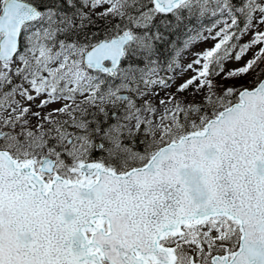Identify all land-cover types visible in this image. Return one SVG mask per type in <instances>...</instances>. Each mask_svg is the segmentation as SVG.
I'll use <instances>...</instances> for the list:
<instances>
[{"label":"snow or ice","instance_id":"6c2138e0","mask_svg":"<svg viewBox=\"0 0 264 264\" xmlns=\"http://www.w3.org/2000/svg\"><path fill=\"white\" fill-rule=\"evenodd\" d=\"M205 19L201 101L161 111L165 32ZM260 25L264 0H0V264H264Z\"/></svg>","mask_w":264,"mask_h":264},{"label":"rangeland","instance_id":"374dc122","mask_svg":"<svg viewBox=\"0 0 264 264\" xmlns=\"http://www.w3.org/2000/svg\"><path fill=\"white\" fill-rule=\"evenodd\" d=\"M106 7V5H105ZM101 8H98L97 11H101ZM104 22L101 21V27L103 26ZM201 24L203 27H201ZM201 24H198L196 26H192L190 29L191 31L188 32L186 36L183 37V40L180 42V44H177L175 42H168L167 49H165L161 52L163 53L160 59L157 60V65H153L152 67H156L157 69V75L152 76V79H163L167 82L168 86L163 87L160 84H154L151 85L147 88L143 84L140 85V88L142 91H146L149 93L147 99L151 100L154 106L158 107L161 111L163 110V105L159 104V100L161 99H169L170 97H176L177 99L180 100H185V101H195L199 103L201 101L203 93H195V84L191 85L185 92L183 93H178L177 88L178 86L184 82L185 80L191 78L195 73L186 70L187 65L191 63L195 59V53L200 52L205 50L208 47H211L215 41H213L210 38V34L205 30L207 27L210 26V21L206 19L203 21ZM242 26V25H241ZM200 31L202 33V37H208L207 39L200 38L192 41L191 44L187 48H184V41L187 40L190 36H195L196 31ZM219 29L216 28L213 30L211 35H215V32L218 31ZM255 30H262L264 31V25H260L258 29ZM254 30V31H255ZM254 32H249L246 33L242 36H240V39L236 41L238 44H245L248 43L252 37ZM165 45V44H164ZM260 46H254L253 48L249 49L242 59L237 62L234 59V54L233 53V59L228 60L225 62V71L236 68V67H241L243 66L249 59H252L255 55L256 52L259 51ZM235 51H238L236 49ZM177 52H179V55H177ZM175 61V63H173ZM169 64L172 65V68L169 69ZM139 67L143 68L145 65L141 63ZM195 67V66H194ZM260 68H264V63L260 64ZM259 71V69H257ZM223 76L224 74L221 73L220 76L215 77V81L217 83H222L223 81ZM255 76V73H250L247 76H243L238 79H232L227 81L228 84H234L237 87L240 85H247L249 84ZM118 83V81H117ZM195 93V94H194ZM127 94V93H125ZM17 99H21L19 96L16 97ZM39 103V100H37L35 103L29 104V102L21 100V104L23 106H30L32 111H40V109H37L35 107V104ZM63 102H57L50 107H60L62 106ZM171 107V104L168 105ZM47 109L42 111V115L46 114ZM32 123L35 124L36 118H31ZM126 143L128 142L127 140L125 141ZM138 150H143L142 148H138ZM101 155L99 152H93V157H98Z\"/></svg>","mask_w":264,"mask_h":264},{"label":"trees","instance_id":"16d2710c","mask_svg":"<svg viewBox=\"0 0 264 264\" xmlns=\"http://www.w3.org/2000/svg\"><path fill=\"white\" fill-rule=\"evenodd\" d=\"M197 22L193 20L191 23L188 24V28H185L184 26H181L179 28H173L170 31L165 32V42L160 44V52L157 57V59H160L162 54L161 53L165 47L167 49L168 42H175V43H180L183 40V37L186 36L189 32V29L194 26ZM97 25H101V21H97ZM163 30V29H162ZM165 44V45H164Z\"/></svg>","mask_w":264,"mask_h":264}]
</instances>
